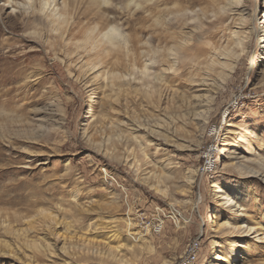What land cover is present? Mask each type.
Here are the masks:
<instances>
[{
	"label": "rangeland",
	"instance_id": "rangeland-1",
	"mask_svg": "<svg viewBox=\"0 0 264 264\" xmlns=\"http://www.w3.org/2000/svg\"><path fill=\"white\" fill-rule=\"evenodd\" d=\"M130 1L109 0L101 21L142 38L160 32L146 9L162 11L164 0ZM211 1L226 0H181L201 8ZM2 5L0 264H183L194 241L193 264H208L213 251L216 264H264V243L224 234L264 229V182L240 175L264 155V0H241L220 23L203 21L176 73L157 65L165 74L154 84L111 80V72L135 73L120 53L101 52L91 69L93 52L76 47L91 15L74 17L81 33L73 40L40 39L24 15ZM238 30L248 39L235 73L219 91H196L191 81L202 78L209 54ZM195 108H210L207 119L195 120ZM216 189L237 209L220 206ZM216 223L224 225L219 238ZM240 241L246 245L236 248Z\"/></svg>",
	"mask_w": 264,
	"mask_h": 264
},
{
	"label": "bare ground",
	"instance_id": "bare-ground-1",
	"mask_svg": "<svg viewBox=\"0 0 264 264\" xmlns=\"http://www.w3.org/2000/svg\"><path fill=\"white\" fill-rule=\"evenodd\" d=\"M3 3V7L12 9L19 12L21 15L26 17V25L28 29H33L30 36L42 38L41 35L56 33L61 40H73L78 34L81 33L80 22H76L74 17L80 15H91L95 19L92 22H87V31L84 33V40L81 44H78L77 48H88V54L92 53L90 60L92 61L101 57L100 54L103 52L106 56L111 53L123 55L125 60L131 64L133 68L130 71L135 72L133 75H114L111 72L109 78L112 80L116 78L119 82L126 80V84H130L131 81L144 82L145 80L150 81L151 84L161 82L165 73L153 70L157 65H163L166 68L163 72L166 74L176 73L177 67L179 66L178 57L180 52L188 49L191 37L194 31H198L202 27L203 21H207L210 18L221 22V18L225 16L231 7L238 5L241 0H226L223 1H211L208 2L206 7H197L195 3L183 4L181 0L175 1L171 6L172 0H164V9L162 11L155 12L154 7L146 9L149 15L155 17V27L160 28V32L154 31L152 34L142 38L139 32L135 31L131 35H126L122 27L116 23H109L107 20L102 22L101 20L105 17V13L102 11V7L109 3V0H0ZM151 1V0H149ZM134 3L131 0L126 6ZM173 3V2H172ZM135 6H139L135 4ZM243 12V10L241 11ZM264 17V12L263 16ZM246 18V17H245ZM245 18H242V22L245 23ZM244 20V21H243ZM263 28H264V21ZM172 27L174 29H172ZM83 29V27H82ZM188 33L183 30H188ZM258 27H250L249 34L257 31ZM178 30V31H176ZM163 33H162V32ZM153 35V36H152ZM244 33L240 30L231 31L228 40L224 46L218 45L216 52L209 54L208 60L204 64V75L202 78L193 79V88L198 92L208 93L210 87L219 91L223 88V85L228 82L232 74L235 73L238 63L240 62V56L243 55L245 50V39L248 37L243 36ZM157 42V49H151V41ZM263 40L260 38L259 42ZM164 43V46L162 45ZM47 44V43H46ZM87 46V47H86ZM161 46V48H159ZM101 48V49H100ZM163 48V49H162ZM207 52V50H206ZM248 52H246V55ZM96 55V56H95ZM159 55V56H158ZM130 56V58H129ZM244 56V55H243ZM136 58L142 60L140 68H136L134 61ZM264 60V56L261 57ZM103 63V61L101 62ZM100 63V64H101ZM99 65L97 62H92L91 69H94ZM112 64V66H116ZM218 68L215 69L214 67ZM108 71L106 72V74ZM138 74V75H137ZM213 74L218 79L209 78ZM262 81L264 82V70L261 72ZM113 82V81H112ZM264 86V85H263ZM213 102L211 97L203 99V105L210 107ZM210 112V108H204L202 110L195 108L193 111V117L195 120H206ZM203 130L205 127H202ZM229 154L224 155L225 157L232 154L233 151H228ZM259 159L256 161L259 165L257 169H247L241 172V176L246 178H256L263 180L264 182V155H258ZM215 199L220 202V206L233 208V211L237 209L238 204L234 200V197L226 195V190L216 189L214 191ZM235 201V202H234ZM223 224H212L211 230L216 235L214 238H219V231L223 229ZM226 236L240 238H249L254 242L264 243V229L262 226L254 228L253 226H242L238 231L225 232ZM213 245H218L217 240L211 241ZM246 245L243 241H240L235 246L236 248H242ZM119 247L115 248L116 250ZM118 252H122L118 249ZM238 251V249H237ZM112 254V253H111ZM214 254V255H213ZM213 256L208 264H216L214 260H221V256L217 255L213 251ZM232 256V255H231ZM240 257L241 256H236ZM239 260L234 259L232 261L225 260L223 264H239Z\"/></svg>",
	"mask_w": 264,
	"mask_h": 264
},
{
	"label": "built area",
	"instance_id": "built-area-1",
	"mask_svg": "<svg viewBox=\"0 0 264 264\" xmlns=\"http://www.w3.org/2000/svg\"><path fill=\"white\" fill-rule=\"evenodd\" d=\"M209 163H210V161L208 162V159L206 158L204 166H206ZM159 215L160 214H156V219L157 220L160 217ZM159 224L160 223L158 222V225ZM149 226L150 225H147V227H145V228H148ZM198 251H199V245L197 244V241L192 242V245L190 246L189 250L185 251V261L183 262V264H193L196 261L197 257H198Z\"/></svg>",
	"mask_w": 264,
	"mask_h": 264
}]
</instances>
